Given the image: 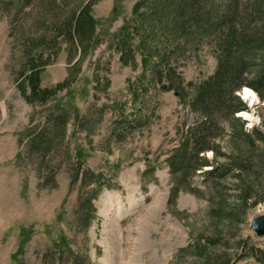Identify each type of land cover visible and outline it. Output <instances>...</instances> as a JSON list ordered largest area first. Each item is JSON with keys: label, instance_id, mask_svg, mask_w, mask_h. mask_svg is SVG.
I'll return each instance as SVG.
<instances>
[{"label": "rangeland", "instance_id": "rangeland-1", "mask_svg": "<svg viewBox=\"0 0 264 264\" xmlns=\"http://www.w3.org/2000/svg\"><path fill=\"white\" fill-rule=\"evenodd\" d=\"M20 1L0 0V264H72L73 252L88 254L93 264H264V237L251 227L264 216V169L257 160L248 172L239 169L249 163L240 152L249 134H264V100L238 95L248 110L236 116L239 121L214 117L221 130L211 140L216 151L199 154L209 164L173 170L176 150L206 120L189 95L213 75V49L205 45L175 63L161 82L148 80L144 106L132 92L148 65L136 46L125 64L107 43L140 0H33L17 6ZM4 2L15 6L6 12ZM86 5L98 23L99 43L70 48L62 25ZM43 91L50 94L46 103ZM55 106L79 117L92 108L98 118L92 134L69 125L63 147L71 164L105 173L108 164L120 168L119 187L101 191L87 231L76 226L82 183L73 181L70 161L62 159L55 187H41L34 166L17 161L31 118ZM141 108L149 117L143 127L116 142L114 123L139 118ZM248 114L259 116L260 124L245 131ZM253 140L256 151L264 149V141Z\"/></svg>", "mask_w": 264, "mask_h": 264}, {"label": "trees", "instance_id": "trees-1", "mask_svg": "<svg viewBox=\"0 0 264 264\" xmlns=\"http://www.w3.org/2000/svg\"><path fill=\"white\" fill-rule=\"evenodd\" d=\"M32 1L22 0L15 4L20 6L23 3L24 6ZM13 3H3L6 12L14 8ZM90 8L88 5L80 7L62 25L64 42L70 48L78 45L86 50L87 43H99L95 39L98 23L91 15ZM18 15L17 12L15 16ZM107 43L109 48L114 46L120 51V59L125 64L133 60V48L136 46L143 62L148 65L143 69L138 78L140 82L135 84L132 92L135 103L140 101L144 106L149 97L146 93L149 92L147 87H150V84H146L148 80L158 78L156 81L161 82V76L167 74L166 69L175 63L195 57L205 45L213 49L217 60L213 75L201 84L193 85V93L189 95L193 107L206 120L192 131L189 140L183 143V150H176V160L170 162L173 170L183 167L191 172L209 164L202 161L199 154L216 151L211 140L218 138L216 130H221L214 122V117L221 114L227 120L239 121L236 116L248 110L236 94L242 90V86L252 89L264 100V0H140L132 18L115 33L109 34ZM41 95L43 103L50 100L49 92L43 91ZM143 109L139 111V118L133 115L131 122L122 120L114 123L112 138L116 142L123 141L127 132L143 127V121H146L144 118H149ZM91 112L79 117L73 116L68 109L55 106L31 118L19 140L17 161L34 166L38 178L44 181L41 187L56 186V176L63 169L62 159L66 158L65 161L69 160L71 164L69 151L63 147L69 125L74 122L76 129L92 134V126L98 118L92 108ZM119 125L122 127L119 128ZM255 137L264 141V134L257 129L249 134L246 141L248 146L240 147L243 153L241 158L249 163L239 166L240 170L248 172L256 160V166L264 169V149L256 151ZM71 166L73 181L82 183L76 226L78 230L87 231L96 219L94 201L101 191L104 188L119 187L117 181L120 168L108 164V170L111 171L105 173L94 172L82 163ZM225 171L218 174L219 179H223ZM214 174L215 171L208 174V178L211 179ZM70 255L73 257L72 264H93L88 254L85 256L73 252Z\"/></svg>", "mask_w": 264, "mask_h": 264}, {"label": "clouds", "instance_id": "clouds-1", "mask_svg": "<svg viewBox=\"0 0 264 264\" xmlns=\"http://www.w3.org/2000/svg\"><path fill=\"white\" fill-rule=\"evenodd\" d=\"M250 93V95H248ZM237 95H242V97L247 100L251 96L254 100L258 101V95L247 86H242V91L236 93ZM247 119L249 123L245 125V131H250L254 125L260 124V117L254 114H248Z\"/></svg>", "mask_w": 264, "mask_h": 264}, {"label": "water", "instance_id": "water-1", "mask_svg": "<svg viewBox=\"0 0 264 264\" xmlns=\"http://www.w3.org/2000/svg\"><path fill=\"white\" fill-rule=\"evenodd\" d=\"M251 227L258 237H264V216L253 219Z\"/></svg>", "mask_w": 264, "mask_h": 264}, {"label": "bare ground", "instance_id": "bare-ground-1", "mask_svg": "<svg viewBox=\"0 0 264 264\" xmlns=\"http://www.w3.org/2000/svg\"><path fill=\"white\" fill-rule=\"evenodd\" d=\"M249 98L252 99V100L254 101V99H253L251 96H249L248 99H249Z\"/></svg>", "mask_w": 264, "mask_h": 264}, {"label": "snow or ice", "instance_id": "snow-or-ice-1", "mask_svg": "<svg viewBox=\"0 0 264 264\" xmlns=\"http://www.w3.org/2000/svg\"><path fill=\"white\" fill-rule=\"evenodd\" d=\"M248 95H250V93Z\"/></svg>", "mask_w": 264, "mask_h": 264}]
</instances>
